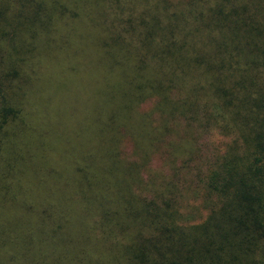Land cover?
Returning <instances> with one entry per match:
<instances>
[{
  "label": "trees",
  "instance_id": "16d2710c",
  "mask_svg": "<svg viewBox=\"0 0 264 264\" xmlns=\"http://www.w3.org/2000/svg\"><path fill=\"white\" fill-rule=\"evenodd\" d=\"M22 38L83 74L22 64L42 118L0 264H264V0H0V42ZM1 86L5 138L27 122Z\"/></svg>",
  "mask_w": 264,
  "mask_h": 264
},
{
  "label": "rangeland",
  "instance_id": "374dc122",
  "mask_svg": "<svg viewBox=\"0 0 264 264\" xmlns=\"http://www.w3.org/2000/svg\"><path fill=\"white\" fill-rule=\"evenodd\" d=\"M61 22V21H60ZM65 29L61 23L56 24V30L58 32L63 31ZM16 42V41H14ZM19 47L23 49V51L18 52L15 50V52L11 51V48L14 47V45L10 44L13 43L8 40H4L0 42V75L2 76L3 80L2 82V94H6V90L11 87L10 90V99H9V107L11 110L19 111L22 106V100L19 98L18 91L15 87L22 86L23 93H24V107H23V114L24 118L26 120V124H22V121L20 118L15 117V122L9 125V130L6 131V128H4V131L9 132L8 136L3 138V125H0V221H7L11 222L13 218H15V215H13V212L16 211L15 209V202H20L23 206L25 204V199L28 197L27 195V188L31 187V184L28 183L29 174L32 170V161H31V152L29 151L28 147L26 146L25 142L26 139L23 137V133L25 132V128L27 127V131L25 136L29 138L30 146L32 153H37V151L34 150V140L32 138V126L34 125L35 120L37 119L40 121L42 118V112L40 110H36L35 107H31L32 100L28 98L31 94L32 89L30 88V80L29 83H27V80L24 79L20 75V69L23 66V63H26L28 65V68H31L33 70L34 77L37 75L39 76H46L49 69L52 68L53 70H57L61 65V70L64 67H70L74 68V70L70 73V75L76 74L77 76H80L83 74L79 70V66L77 63V59L74 57V51L68 48H62L54 49L50 52L48 55L47 53L43 52H36L37 45L38 47H41V44L39 43V39H36V45H35V54L31 56L28 51L29 44L31 43V39H25L22 38V41L20 39ZM11 47V48H10ZM24 48H27V50L24 52ZM61 51L66 52V54H62L61 56V63H58V55ZM72 51L73 54L70 56V62L67 63V59L64 60L65 57H68V52ZM21 55H18L20 54ZM20 60H18V58ZM50 59H52V64L50 66ZM28 63H31L28 64ZM25 67V66H23ZM35 71H34V68ZM14 71L18 74L17 78L13 72ZM33 78V77H32ZM33 92V91H32ZM63 97L66 98V95L64 94V90L62 91ZM68 96H71L70 94ZM1 99H0V108H1ZM70 104V101H69ZM151 107V102L147 101L146 103H143L139 107L140 112H148ZM34 112L33 114L31 112ZM47 111V110H46ZM77 117V116H76ZM3 119V118H2ZM152 120V118L150 117ZM153 121V120H152ZM155 122V121H153ZM182 124H180V128H182ZM193 136L195 137L194 127L191 126ZM179 133L181 130H177ZM210 136V137H209ZM209 136H200L195 140V146L199 147V145L205 144L207 149L201 148V153L203 156H208L210 154V151L212 147L216 146H222V143L219 142L217 138H214L212 133H209ZM160 139V138H159ZM157 140V142L159 141ZM25 140V142H24ZM190 141V139H187ZM8 144V148L5 149V145ZM131 154V146L130 143L127 140H124V155L129 156ZM34 161V160H33ZM151 168L154 170L159 171L161 169L160 163L157 160H154L151 163ZM33 182V178H32ZM24 188L26 190L25 195L20 194V189ZM188 200V204H192V206L198 210V215L201 217H204L207 213L206 210H201L199 206V202L197 200H194L193 197L190 196ZM192 209V207H190ZM6 222V223H7ZM264 251V250H263ZM262 251V252H263ZM253 254V253H252ZM262 253L260 250H258L253 256L256 262L259 261L261 258ZM245 258L247 260H250V256L246 255ZM259 264H262L259 263Z\"/></svg>",
  "mask_w": 264,
  "mask_h": 264
}]
</instances>
